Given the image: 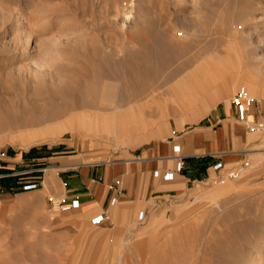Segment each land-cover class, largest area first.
Returning <instances> with one entry per match:
<instances>
[{
  "label": "rangeland",
  "instance_id": "obj_1",
  "mask_svg": "<svg viewBox=\"0 0 264 264\" xmlns=\"http://www.w3.org/2000/svg\"><path fill=\"white\" fill-rule=\"evenodd\" d=\"M263 1L0 0V106L32 107L0 129V152L21 148L16 139L26 142L27 135L36 137L37 128L57 133V122L65 119L86 131L84 124L68 120L70 114L136 104L161 93L202 59L221 51L224 56L217 61L227 63L197 65L190 74L192 83L184 78L171 88L182 83L194 95L210 85L200 77L228 74L236 85L230 98L243 88L249 97L260 100L255 107L264 109V70L260 77L250 76L264 63ZM153 21L157 22L154 31ZM135 33L139 41L132 40ZM162 33L174 43L175 58L164 65L152 63L157 76L144 91L110 103L92 93L101 79V67L114 63H90L87 53H95L96 60L101 51L113 54L115 60L127 51L142 55L146 52L142 43ZM142 38L148 40L141 42ZM210 65L220 69L213 72ZM71 78L82 80L77 99L61 93ZM54 90L61 92L53 94ZM201 118L190 116L189 123L178 128L170 115L167 131L149 135L135 148L118 147L112 141L78 143L66 131L57 142L33 146L25 167L9 169L0 161V264H246L247 260L264 264V127L249 132L241 124L250 140L236 162L199 166L179 188L158 191L149 204H116L97 225L77 209L59 210L48 202L51 195L64 197L56 171L53 181L47 182L46 177L44 190H23L26 181L47 176L49 169L44 174L36 169L48 168L50 157L74 156L84 163L115 161L123 151L141 154L158 140L173 139L197 127ZM255 123L264 126V119ZM246 161L249 165L241 177L220 182L224 171L217 164L228 168ZM184 170L185 166L180 172Z\"/></svg>",
  "mask_w": 264,
  "mask_h": 264
},
{
  "label": "crops",
  "instance_id": "obj_2",
  "mask_svg": "<svg viewBox=\"0 0 264 264\" xmlns=\"http://www.w3.org/2000/svg\"><path fill=\"white\" fill-rule=\"evenodd\" d=\"M222 56L224 51L202 59L161 93L130 105L134 110L129 114L124 113L118 118L116 116L113 118L111 110L87 111L86 131L69 125L66 119L57 122L60 128L57 133H51L44 126L37 128L36 137L33 134L27 135L24 139L26 142L16 139L21 148L11 147L9 152H0V161L5 162L9 169L25 167L28 165L26 157L33 146L57 142L66 131H69L73 138L76 137L78 143L112 141L118 147L125 145L135 148L146 142L149 135L167 131L170 115L175 117L178 128H183L189 123L190 116L196 119L202 116L200 119L202 122L197 127L174 136L173 139L158 140L141 154L123 151L121 159L115 161L85 163L73 158L74 156L50 157L53 161L49 162L47 176L45 173L42 177L45 186L46 177L47 182L53 181L56 171L64 188V198L67 202L75 199L79 201V206L72 210H79L84 219L108 213L116 204H149L157 197L158 191L179 188L185 184L191 174H196L199 166H212L217 161L223 164L236 162L250 140L249 133L245 132L242 123L237 120L236 109L230 98V93L236 85L228 74L216 77L207 73L200 77L203 82L209 80L210 85L203 87L202 92L194 95L188 93L186 91L188 89L185 90L182 83L177 85L182 88V94L175 95L171 92V87L184 78L193 82L190 74L197 65L227 63L217 61ZM210 69L216 72L220 67L210 65ZM249 118L253 122L260 118L264 119V109L249 107ZM122 124L129 127L122 130L119 128ZM175 145L180 146L179 155L184 161V174L175 171L177 163L173 152ZM155 171L159 172L158 176L154 175ZM168 171L174 172V178L164 181L161 174ZM43 187L37 191L44 190Z\"/></svg>",
  "mask_w": 264,
  "mask_h": 264
},
{
  "label": "bare ground",
  "instance_id": "obj_3",
  "mask_svg": "<svg viewBox=\"0 0 264 264\" xmlns=\"http://www.w3.org/2000/svg\"><path fill=\"white\" fill-rule=\"evenodd\" d=\"M264 2V1H263ZM253 6V5H252ZM125 17L128 19L130 17V15L125 14ZM147 23V22H146ZM143 24V23H142ZM157 22L153 21L152 22V26L154 28H152L151 30L155 29V26ZM125 25V24H124ZM123 25V26H124ZM138 27V26H137ZM149 28H151L148 25ZM147 28V26H146ZM147 30V29H146ZM154 31V30H153ZM158 31V30H156ZM155 31V33H156ZM143 32V31H142ZM160 32V30L158 31V33ZM145 33V32H144ZM142 33V35L144 34ZM161 33V32H160ZM130 34V33H129ZM147 34V33H146ZM150 34V33H149ZM163 34V33H162ZM160 35L158 37L153 38V40L150 42V40L142 38V40H148V41H143L144 43H142V45H144L146 49V52H144L142 55H138V53L136 52H131V51H127V53L118 60L113 59V54H108L106 52H102L101 51V55L98 58V60H96L97 58L95 57V53H87L86 58L88 59V61H91L90 63H114L113 67H108V68H104L101 67L102 69V74H101V79L96 82V88L94 91H92L93 94L98 93L101 101L104 102H113L116 98L118 99H122L125 98L126 96L129 98L132 95H135L141 91H144V88L150 83L152 82L153 77L155 78V76H157L156 74V70L154 71V69L152 68V63H159V64H163L164 63H169L173 60L175 52L174 50L176 49L174 47V43L172 41L167 40L163 35ZM141 34H139V36H142ZM157 35V33H156ZM264 35V34H263ZM147 36V35H146ZM151 36V34H150ZM129 37V36H128ZM148 37V36H147ZM153 36H151L152 38ZM182 37V36H181ZM262 38V37H261ZM140 40V38H138V33H135L132 36V40ZM150 39V38H149ZM120 40V39H119ZM130 41V40H129ZM261 41V40H260ZM264 41V39H263ZM120 44V43H119ZM124 44V43H123ZM122 45V44H121ZM181 45V44H180ZM85 52V51H84ZM95 52V51H94ZM99 52V51H98ZM96 52V53H98ZM117 53V52H116ZM84 59V58H83ZM82 61V60H81ZM76 63H78V61H76ZM79 63H84V62H79ZM261 64V63H259ZM162 65V66H163ZM103 66V65H102ZM161 66V65H158ZM251 67V66H250ZM82 68V67H81ZM85 68V67H84ZM83 69V68H82ZM73 70V69H72ZM84 70V69H83ZM262 70H264V63L263 65L258 67V70L256 72H251L250 76L253 77L251 79H254V77H260L263 72ZM93 71V70H92ZM121 71V74H120ZM84 76H87V71L82 72ZM91 73V71H90ZM75 73L73 72V76ZM77 74V73H76ZM80 75V74H78ZM82 75V76H83ZM91 75V74H90ZM77 76V75H76ZM91 77V76H90ZM88 78V77H87ZM73 80H71L70 85L65 89V90H59L62 94L67 95L73 99H77L78 94H77V87L81 85V79H76L74 80V78H71ZM83 79V78H82ZM70 80V79H69ZM95 80V79H94ZM256 81V80H255ZM258 81V80H257ZM93 82V81H92ZM259 82V81H258ZM93 84V83H92ZM88 85V84H86ZM85 85V86H86ZM90 85V84H89ZM11 86V85H9ZM3 87V86H2ZM59 88V87H58ZM81 88H83L81 86ZM7 89V88H6ZM16 89V88H15ZM2 90V89H1ZM12 90V89H11ZM22 89L19 88V94L22 92ZM89 90V88H88ZM87 90V93H89V91ZM171 92H173V94L175 95H179L180 93L182 94V88H180V86H175L173 88H171ZM59 91H52L53 94L58 93ZM85 91V87L84 90L82 89V92ZM5 92V91H4ZM9 92V91H8ZM8 92H5L6 94ZM14 92V90L12 91V93ZM56 92V93H55ZM81 92V93H82ZM4 93V94H5ZM9 94V95H12ZM41 93V92H40ZM84 93V92H83ZM82 93V94H83ZM91 93V94H92ZM246 93V92H245ZM46 94V93H45ZM90 94V93H89ZM90 94V95H91ZM247 94V93H246ZM14 95V94H13ZM144 95V94H143ZM7 96V95H6ZM80 96V94H79ZM92 96V95H91ZM94 96V95H93ZM98 96V99H99ZM146 96V95H145ZM20 97V96H19ZM86 97V95L84 96ZM97 97V96H96ZM12 98V97H11ZM18 98V96H17ZM83 98V97H82ZM2 99V98H1ZM20 99V98H19ZM22 99V98H21ZM67 99V98H66ZM79 99V98H78ZM6 100V99H5ZM10 100V98L8 99ZM28 100V99H27ZM44 100V99H43ZM135 100V99H134ZM3 101V100H2ZM37 101V100H34ZM60 101V100H59ZM65 101V100H64ZM87 101V100H86ZM84 102V100H82V102H84L85 105H87V102ZM11 102V101H10ZM8 102V103H10ZM74 102V101H73ZM80 103V101H79ZM122 103V102H121ZM5 104V102H4ZM29 104V103H28ZM77 104V103H76ZM119 104V103H118ZM67 105V103H66ZM64 107H67V106ZM75 105V104H74ZM120 105V104H119ZM116 106V104H115ZM121 106H123V104H121ZM31 107V106H30ZM29 107V108H30ZM80 107V106H79ZM119 107V106H118ZM125 107V106H124ZM123 107V108H124ZM128 107V108H127ZM126 109L120 110L119 108L117 109H113L112 111V115L113 118L116 116V118L120 117L121 115L125 114H129L131 113L134 108L133 107H129L127 106ZM28 108V109H29ZM32 108V107H31ZM30 108V110H31ZM61 108V107H60ZM122 109V107H120ZM25 107L19 106V105H10V106H0V129L9 125L10 123H12L13 121H15L17 118H20V115L28 110ZM36 109V108H35ZM34 107L32 110H35ZM81 110V109H80ZM36 113V112H35ZM61 113V112H60ZM59 113V114H60ZM86 113L87 111H78V112H74L72 114H70V116L68 117L69 121H75V120H79V123L81 124H86L88 125V120L86 117ZM95 122V121H94ZM2 131V130H1ZM246 264H251L250 260H247Z\"/></svg>",
  "mask_w": 264,
  "mask_h": 264
},
{
  "label": "built area",
  "instance_id": "obj_4",
  "mask_svg": "<svg viewBox=\"0 0 264 264\" xmlns=\"http://www.w3.org/2000/svg\"><path fill=\"white\" fill-rule=\"evenodd\" d=\"M232 104L235 106L236 109V115H237V120L239 122H241L246 129L249 132L255 131L257 127H264L262 123H252L249 121L248 119V110L249 107L251 106H255L256 104H258L260 102L259 99L257 98H251L249 97L246 93L245 90L243 88H239L235 94L232 97ZM173 152L175 154V157L177 158V163H176V172H180L183 167H184V161L182 156L179 155L180 153V146L179 145H175L173 147ZM249 165V163L243 162L241 165H236L233 167H223L222 163L217 164V167L220 170L224 171V174L219 176L220 178V182H224V179L227 178H239L242 176L244 167H247ZM47 170V168L44 167H39L36 169L37 172L40 173H45V171ZM29 172H32L29 171ZM155 176L159 175L158 171L154 172ZM43 176L38 177L35 180L32 181H26L25 184L23 185V190L24 191H30V190H34L37 189L39 187H43ZM161 178L164 181H169L172 180L174 178V172H165L161 174ZM48 202L52 205L53 208H57L59 210H70L73 208H77L79 206V201L77 199L72 200L70 202H67L66 199L63 197L62 199H58L55 196H48L47 197ZM0 205H1V200H0ZM105 218H107V213H101L99 215H96L95 217H93L91 219V223L93 225H97L100 224L101 222H103L105 220Z\"/></svg>",
  "mask_w": 264,
  "mask_h": 264
}]
</instances>
